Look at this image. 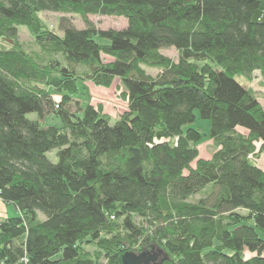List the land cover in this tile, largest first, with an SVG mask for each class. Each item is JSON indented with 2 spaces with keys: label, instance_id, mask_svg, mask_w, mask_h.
<instances>
[{
  "label": "trees",
  "instance_id": "1",
  "mask_svg": "<svg viewBox=\"0 0 264 264\" xmlns=\"http://www.w3.org/2000/svg\"><path fill=\"white\" fill-rule=\"evenodd\" d=\"M42 13L86 27L62 18L60 35ZM0 40V203L18 213L0 223V264H264V106L237 80L264 81V0H0ZM116 79L128 110L112 124L76 97Z\"/></svg>",
  "mask_w": 264,
  "mask_h": 264
},
{
  "label": "rangeland",
  "instance_id": "2",
  "mask_svg": "<svg viewBox=\"0 0 264 264\" xmlns=\"http://www.w3.org/2000/svg\"><path fill=\"white\" fill-rule=\"evenodd\" d=\"M40 16L45 26L60 35L63 34L60 27L62 18L72 20L74 26L78 29H83L86 27L85 23L78 15L62 13H42ZM89 19L95 25L96 28L102 30H122L127 27V20L124 17L91 15L89 16ZM19 31V40L23 44L24 48L30 53L38 52L39 47L37 46L35 39L29 33L27 28L20 27ZM0 43L2 47L10 48L8 42L0 40ZM160 53L176 63L180 59V54L175 48L161 49ZM106 60L111 61V59L107 57ZM142 67L146 71V73L153 78L158 77L162 72V70L159 68H150L147 66ZM237 80L245 87L257 92V95L260 97V100L264 106V81L259 72H256L254 74V78L252 81H248L244 77H238ZM80 88L81 95L76 97V100H79L82 104L88 102L95 107L102 108L103 113L105 115L110 116L112 124H114L120 118V116H122L128 110V101L125 97V88L122 85L120 79H116L114 84L110 88L99 87L96 86L94 83L88 81L80 83ZM196 115V122L191 127L200 129V131L206 136L204 137L203 142L198 146L200 158L211 159L213 154L216 152V148L213 142L211 140H208V135L210 132V122L208 120L202 119L198 112H196ZM27 117L30 120L38 119V115L35 113L29 114ZM42 123H44L45 125L61 126L60 120L54 116L48 117L45 121H42ZM47 156L54 163L58 161L57 151L50 152L47 154ZM258 163L260 166L264 165V159H260ZM4 208L5 206L0 203V223L8 217L18 216V213L14 206L7 205L6 209ZM41 218L44 219L42 215Z\"/></svg>",
  "mask_w": 264,
  "mask_h": 264
},
{
  "label": "water",
  "instance_id": "3",
  "mask_svg": "<svg viewBox=\"0 0 264 264\" xmlns=\"http://www.w3.org/2000/svg\"><path fill=\"white\" fill-rule=\"evenodd\" d=\"M123 262L124 264H149L151 257L148 254L126 253L123 256Z\"/></svg>",
  "mask_w": 264,
  "mask_h": 264
},
{
  "label": "crops",
  "instance_id": "4",
  "mask_svg": "<svg viewBox=\"0 0 264 264\" xmlns=\"http://www.w3.org/2000/svg\"><path fill=\"white\" fill-rule=\"evenodd\" d=\"M55 98H56V100H60V96H59V95H55ZM262 159H264V154H262V156H261V160H262ZM261 167L264 168V165H262ZM2 205H4V204H2ZM4 206H5L4 209H6L7 205H4ZM1 213H2V212H1Z\"/></svg>",
  "mask_w": 264,
  "mask_h": 264
},
{
  "label": "built area",
  "instance_id": "5",
  "mask_svg": "<svg viewBox=\"0 0 264 264\" xmlns=\"http://www.w3.org/2000/svg\"><path fill=\"white\" fill-rule=\"evenodd\" d=\"M25 262L27 263V260Z\"/></svg>",
  "mask_w": 264,
  "mask_h": 264
}]
</instances>
